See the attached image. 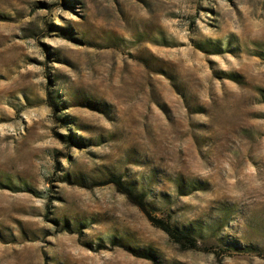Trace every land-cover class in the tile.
Listing matches in <instances>:
<instances>
[{
  "label": "rangeland",
  "instance_id": "1",
  "mask_svg": "<svg viewBox=\"0 0 264 264\" xmlns=\"http://www.w3.org/2000/svg\"><path fill=\"white\" fill-rule=\"evenodd\" d=\"M0 264H264V0H0Z\"/></svg>",
  "mask_w": 264,
  "mask_h": 264
},
{
  "label": "trees",
  "instance_id": "2",
  "mask_svg": "<svg viewBox=\"0 0 264 264\" xmlns=\"http://www.w3.org/2000/svg\"><path fill=\"white\" fill-rule=\"evenodd\" d=\"M112 181H115L119 186V190L133 200L136 205H138L142 210L148 211L145 192L137 193L133 186L123 184V180L120 179V177L115 178ZM150 217V219L153 220L157 226L167 231L170 234V237L175 242L181 244L184 248L192 249L200 247L196 235L191 231L184 228H178L165 219L155 218L153 216Z\"/></svg>",
  "mask_w": 264,
  "mask_h": 264
}]
</instances>
